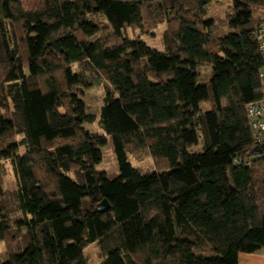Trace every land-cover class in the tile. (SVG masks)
<instances>
[{"label": "trees", "instance_id": "16d2710c", "mask_svg": "<svg viewBox=\"0 0 264 264\" xmlns=\"http://www.w3.org/2000/svg\"><path fill=\"white\" fill-rule=\"evenodd\" d=\"M213 1L0 0V264H88L90 245L99 264H236L264 247V147L252 155L246 114L264 0H230L217 21ZM160 25L161 50L128 34ZM98 85L103 135L82 127L95 116L80 90ZM107 142L114 178L95 168Z\"/></svg>", "mask_w": 264, "mask_h": 264}, {"label": "rangeland", "instance_id": "374dc122", "mask_svg": "<svg viewBox=\"0 0 264 264\" xmlns=\"http://www.w3.org/2000/svg\"><path fill=\"white\" fill-rule=\"evenodd\" d=\"M230 0H215L213 1L209 7L206 18L212 19V21H217L222 19L227 15L230 11ZM165 25H160L154 30L147 32L146 34L139 35L138 31H130L128 34L131 37H139L143 42H145L151 48H155L161 50L163 48L162 45V34L165 30ZM12 37L15 40L19 39V29L18 27L13 28ZM128 53H125L124 56H127ZM209 68L208 66L201 67V77L199 78L200 82H207L209 78ZM80 99L85 105V109L88 113H92L95 116V122L92 124L84 123L83 129L87 132L95 135H103V132L99 128L98 124V115L100 108L103 105L104 99V89L101 85L94 86L89 89H81L80 90ZM201 110H207L209 108L208 102H202L200 104ZM13 139L20 140L21 136H14ZM191 151H199V146L190 147ZM189 149V150H190ZM22 152V149H20ZM102 152V161L95 168L98 172H104L108 178H114L117 175L116 171V163L114 160V156L112 153V149L110 143L107 142L101 148ZM129 162L134 166L139 168L141 171H151L155 168L153 161L150 157L145 156L143 159L137 160L133 156H129ZM3 171L4 175L2 176V188L5 191V201L7 205H9V209L16 214V190H17V179L14 175L12 166L8 160L3 163ZM20 242V241H19ZM6 253L5 245L0 243V256ZM85 255L88 259V264H99L101 261L100 250L97 245L88 246L85 251Z\"/></svg>", "mask_w": 264, "mask_h": 264}, {"label": "built area", "instance_id": "2783aa9c", "mask_svg": "<svg viewBox=\"0 0 264 264\" xmlns=\"http://www.w3.org/2000/svg\"><path fill=\"white\" fill-rule=\"evenodd\" d=\"M256 36L258 50L263 57V64L258 74L261 97L246 105V114L255 145L264 147V23L257 30Z\"/></svg>", "mask_w": 264, "mask_h": 264}, {"label": "crops", "instance_id": "0c3cea01", "mask_svg": "<svg viewBox=\"0 0 264 264\" xmlns=\"http://www.w3.org/2000/svg\"><path fill=\"white\" fill-rule=\"evenodd\" d=\"M236 264H264V247L256 253H240Z\"/></svg>", "mask_w": 264, "mask_h": 264}, {"label": "water", "instance_id": "95a60500", "mask_svg": "<svg viewBox=\"0 0 264 264\" xmlns=\"http://www.w3.org/2000/svg\"><path fill=\"white\" fill-rule=\"evenodd\" d=\"M261 154V149L259 147H254L253 151H252V155L256 156V155H260ZM109 208V204L107 203L106 200H103L99 203L98 205V211L99 212H103L105 210H107Z\"/></svg>", "mask_w": 264, "mask_h": 264}]
</instances>
